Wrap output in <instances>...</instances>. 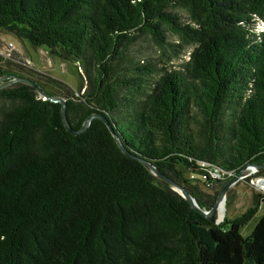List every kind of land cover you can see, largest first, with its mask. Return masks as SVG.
Returning <instances> with one entry per match:
<instances>
[{
  "label": "trees",
  "instance_id": "16d2710c",
  "mask_svg": "<svg viewBox=\"0 0 264 264\" xmlns=\"http://www.w3.org/2000/svg\"><path fill=\"white\" fill-rule=\"evenodd\" d=\"M0 33L76 63L75 90L30 80L72 131L102 115L200 208L216 193L201 200L185 172L220 184L207 172L264 164V0H0ZM0 99V264H264V214L240 234L264 196L214 224L100 119L73 135L33 87Z\"/></svg>",
  "mask_w": 264,
  "mask_h": 264
},
{
  "label": "rangeland",
  "instance_id": "374dc122",
  "mask_svg": "<svg viewBox=\"0 0 264 264\" xmlns=\"http://www.w3.org/2000/svg\"><path fill=\"white\" fill-rule=\"evenodd\" d=\"M134 52H139L140 54L137 53L136 55H140V57H142L141 54L144 55L147 60H152L156 55L153 45L150 42L148 43L144 41L137 45ZM183 58L186 59V55ZM185 59L172 62L173 67H176L179 63L184 62ZM3 71L5 74L0 75V78L7 75H16L27 79H39L46 83V89L53 91L55 94H57L56 88L48 82L47 78L61 82L72 90L77 88L79 79L76 63L61 61L59 57L52 55L45 46L32 48L27 42L20 41L10 34L0 33V72ZM15 84L20 83H13L3 87L2 89L12 87ZM36 93L37 97L42 101L48 100L37 91ZM10 106V102L0 99V113L8 109ZM248 166L249 165L243 167L237 178L232 179L233 181H222V178L224 177L214 175L213 173L212 177L218 179V182H221L220 184L217 183V180L215 182L208 183L204 180V178H201L198 175L195 176L193 180V176H191L189 171L184 173V180L188 181L189 186L196 187L198 191L197 196L201 200L207 201L209 198L215 196L216 193L214 205L217 201L220 190L227 183L232 181L226 188L225 194L222 198L224 205L223 211L221 213L219 212L218 204L215 212L213 213L214 224L220 225L225 220L232 219L246 211L252 206L253 197L255 195L264 196V169H255L251 165V167ZM168 186L181 198H183L177 190L172 188L169 184ZM180 186L185 189L184 185ZM211 208L201 209L208 212ZM263 214L264 202H261L256 215L240 229V234L242 236L248 235Z\"/></svg>",
  "mask_w": 264,
  "mask_h": 264
},
{
  "label": "water",
  "instance_id": "95a60500",
  "mask_svg": "<svg viewBox=\"0 0 264 264\" xmlns=\"http://www.w3.org/2000/svg\"><path fill=\"white\" fill-rule=\"evenodd\" d=\"M6 80V81H5ZM13 83H20V84H24L30 87H33L36 89V91L41 94L43 97H45L46 99H48L51 102L54 103H60L61 104V119H62V123L63 126L65 128V130L69 133H72L73 135H77L82 133L83 131H85V129L89 126L90 122L92 119L97 118L100 119L105 126L107 127V129L109 130L112 138L114 139L117 147L119 148V150L125 154L126 156L135 158L136 160H138L142 165H144L149 171L150 173L157 179L164 181L165 183L169 184L170 186H172V188H174L175 190H177L179 192V194H181V196L184 198V200L197 212L201 213L209 222H213L214 218H213V213L215 212L218 204L220 202H222V198L223 195L225 194V190L226 188L230 185L231 182L227 183L219 192L218 197H217V201L215 203V205L208 210V212H205V210H202L196 203V201L189 195V193L186 192V190L184 188H182L179 184H177L176 182H174L173 180L166 178L165 176L161 175L159 173V171L157 169H155V167H153L150 163L135 157L134 155H132L131 152H129L124 146L123 144L120 142V140L118 139L117 135L115 134L114 130L112 129V127L109 125V122L100 114L98 113H94L90 116H88L85 121L83 122V125L81 126L80 129L76 130V131H72L66 118H65V114H64V107H65V102L63 99L56 97V96H52L49 97L46 94H44V92L30 79H27L25 77H21V76H16V75H7V76H3L0 78V89H2L5 86L11 85ZM253 168L255 169H264V164H260V165H251ZM236 179V178H235Z\"/></svg>",
  "mask_w": 264,
  "mask_h": 264
},
{
  "label": "built area",
  "instance_id": "2783aa9c",
  "mask_svg": "<svg viewBox=\"0 0 264 264\" xmlns=\"http://www.w3.org/2000/svg\"><path fill=\"white\" fill-rule=\"evenodd\" d=\"M202 165H208V164H205V163H202ZM248 167H251L250 165ZM241 171V170H240ZM239 171V172H240ZM209 174V176L211 178H215V177H212V174L214 173V175H218V176H221V177H224L222 178V180H225L226 178H228L229 176H231L232 173L230 172H225V171H222L221 169L219 168H215V170L212 172V171H208L207 172ZM239 174V173H238ZM238 174L234 177V178H237ZM233 178V179H234ZM216 179V178H215Z\"/></svg>",
  "mask_w": 264,
  "mask_h": 264
},
{
  "label": "bare ground",
  "instance_id": "6f19581e",
  "mask_svg": "<svg viewBox=\"0 0 264 264\" xmlns=\"http://www.w3.org/2000/svg\"><path fill=\"white\" fill-rule=\"evenodd\" d=\"M260 183V182H259ZM223 202H220L219 203V206H218V210H219V212L221 213L222 211H223Z\"/></svg>",
  "mask_w": 264,
  "mask_h": 264
}]
</instances>
